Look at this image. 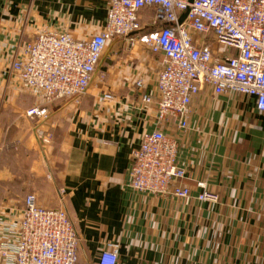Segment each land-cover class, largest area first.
Segmentation results:
<instances>
[{
  "label": "crops",
  "instance_id": "0c3cea01",
  "mask_svg": "<svg viewBox=\"0 0 264 264\" xmlns=\"http://www.w3.org/2000/svg\"><path fill=\"white\" fill-rule=\"evenodd\" d=\"M107 16V0H0V223L36 193L41 206L68 212L83 262L118 241L120 264H264V113L254 97L208 88L191 104L186 131L162 126L180 138L187 173L179 183L192 188L189 198L131 187L132 152L159 127L156 104L142 105V93L156 94L165 58L139 34L109 42L78 101L57 100L34 121L25 114L37 98L11 70L25 44L44 29L89 38ZM200 181L217 203L198 199Z\"/></svg>",
  "mask_w": 264,
  "mask_h": 264
},
{
  "label": "built area",
  "instance_id": "2783aa9c",
  "mask_svg": "<svg viewBox=\"0 0 264 264\" xmlns=\"http://www.w3.org/2000/svg\"><path fill=\"white\" fill-rule=\"evenodd\" d=\"M107 1V21L93 36L76 39L69 32L44 29L25 44L23 57L11 66L21 90L37 98L25 114L34 121L48 117L57 100L78 101L109 42L139 34L140 42L165 58L156 94L142 93V105L156 104L159 127L146 131L132 152L131 187L154 196L189 198L192 188L179 183L187 173L178 163L180 138L162 126L172 121L186 131L191 104L208 88L215 94L254 97L264 113V0ZM144 85L142 78L136 81L141 92ZM114 98L110 92L103 95ZM198 185L200 201H219L206 182ZM0 225V264H120L118 241L105 242L94 262L81 261L80 238L68 212L41 206L36 193H29Z\"/></svg>",
  "mask_w": 264,
  "mask_h": 264
},
{
  "label": "water",
  "instance_id": "95a60500",
  "mask_svg": "<svg viewBox=\"0 0 264 264\" xmlns=\"http://www.w3.org/2000/svg\"><path fill=\"white\" fill-rule=\"evenodd\" d=\"M189 2L190 3H192L193 2V0H189ZM187 13H188V11L187 12H185L182 16H181V18H180V21L182 22L185 18H186V16H187Z\"/></svg>",
  "mask_w": 264,
  "mask_h": 264
}]
</instances>
